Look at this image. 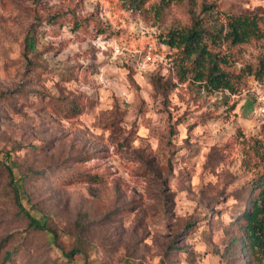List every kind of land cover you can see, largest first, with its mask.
<instances>
[{
	"label": "rangeland",
	"instance_id": "obj_1",
	"mask_svg": "<svg viewBox=\"0 0 264 264\" xmlns=\"http://www.w3.org/2000/svg\"><path fill=\"white\" fill-rule=\"evenodd\" d=\"M167 1L0 0V264H244L224 250L264 166V37L223 43L245 73L234 92L207 91L179 80L163 41L202 0ZM204 1L219 22L264 9ZM8 166L51 243L16 206Z\"/></svg>",
	"mask_w": 264,
	"mask_h": 264
},
{
	"label": "trees",
	"instance_id": "obj_2",
	"mask_svg": "<svg viewBox=\"0 0 264 264\" xmlns=\"http://www.w3.org/2000/svg\"><path fill=\"white\" fill-rule=\"evenodd\" d=\"M129 1L135 8H140L143 3V0ZM215 9L214 2L202 0L199 4L192 3L189 6V20L185 23L174 21L167 26L163 32V41L169 48L176 49L173 64L179 80L193 81L211 92L218 90L234 92L237 84L241 83L245 70L236 72L223 51L222 44L234 48L261 40L264 37V9L263 14L253 12L231 14L223 22L213 20L212 14ZM83 71L84 69H79V73L86 72ZM249 73L256 72L251 67ZM8 170L16 206L28 219V226L44 232L51 238L49 239L51 243V240H55V232L48 218L45 215L38 217L26 206L24 200L29 196L25 188V178H17L11 166H8ZM73 179L89 184L104 182L101 175L89 171H79ZM225 246L224 252L231 255L232 259H241L244 264L264 263V166L251 180L250 193L244 207L231 222L230 241ZM78 252L73 249L64 254L66 257H72ZM224 252L223 257L226 256ZM4 255L5 260L12 258V252L9 250H6Z\"/></svg>",
	"mask_w": 264,
	"mask_h": 264
},
{
	"label": "built area",
	"instance_id": "obj_3",
	"mask_svg": "<svg viewBox=\"0 0 264 264\" xmlns=\"http://www.w3.org/2000/svg\"><path fill=\"white\" fill-rule=\"evenodd\" d=\"M99 39H101V36L99 37ZM101 43H105V41ZM154 49L155 48L153 44L149 43L145 52L142 55H140V57H138L136 64L140 70L142 71L148 70L154 65V63L156 62L155 60L156 58L154 55V52H155ZM116 51L120 52L119 48H117ZM94 79L100 86H107V80L104 79L102 75L95 76ZM262 101L264 103V98L262 99Z\"/></svg>",
	"mask_w": 264,
	"mask_h": 264
}]
</instances>
